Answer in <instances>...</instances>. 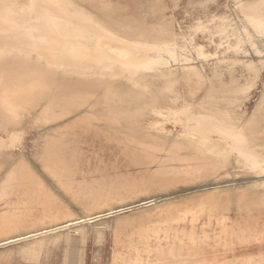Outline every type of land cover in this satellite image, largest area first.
<instances>
[{
    "label": "rangeland",
    "instance_id": "1",
    "mask_svg": "<svg viewBox=\"0 0 264 264\" xmlns=\"http://www.w3.org/2000/svg\"><path fill=\"white\" fill-rule=\"evenodd\" d=\"M75 1L122 35L193 45L207 55L204 70L197 62L182 67L197 102L243 110L248 137H264V0ZM28 71L6 61L0 70L2 82L8 78L20 93L15 101L32 107L0 127L6 141L12 130L21 132L16 145L0 150V264H264V184H253L259 176L239 168L247 163L233 161L218 141L203 153L197 140L161 134L166 124L176 131L187 106L156 96L105 103L112 78ZM115 102L132 112L139 103L147 112L160 103L164 119L116 120L105 110ZM56 227L63 230L15 240Z\"/></svg>",
    "mask_w": 264,
    "mask_h": 264
},
{
    "label": "bare ground",
    "instance_id": "2",
    "mask_svg": "<svg viewBox=\"0 0 264 264\" xmlns=\"http://www.w3.org/2000/svg\"><path fill=\"white\" fill-rule=\"evenodd\" d=\"M84 1L88 2L86 0ZM96 5H98L99 8L100 5ZM94 9H97V7ZM106 13L107 12L104 14ZM107 14L111 15L109 12ZM121 15L123 14L121 13ZM115 18L111 19L113 20ZM109 19L110 18H108V20ZM129 20L131 22V19ZM123 22H125V20ZM119 23L121 24L122 22ZM139 23L136 24L138 25ZM136 24L132 25L133 28L131 27V24L127 25L134 30ZM123 26H125L124 23ZM137 29H140V27ZM143 29H145V27H143ZM143 29L141 27V30L145 31ZM116 30L111 28L95 11L79 4L75 0H22L21 2H15L13 4L0 5V70H2V63L6 61L27 69V72H29L28 70H37L36 72L39 70L42 72L43 70L50 69L53 71L56 70V72L60 71L77 75H101L110 79L112 78L113 81L108 84V90L106 89L107 99L105 98V103L110 102V99L113 98L112 96H117L119 98L118 100L125 101L123 103H127L134 99L136 101H145L152 96H156L160 100H169L171 104H179L181 106L185 105L188 110L179 114L178 117L180 120L178 123L173 124L170 119L167 120V123L172 122L176 131H174V129H168L166 124V128H164L165 132L161 131V134L168 133L175 139H188L191 141L197 140L199 147L203 149V153H205V149L214 150L215 143L213 142L218 141L217 143L219 144L220 142L222 144L221 147H224V151L233 156V161H244L247 163L245 166L242 164L237 165L239 168L259 176L254 183L252 182L253 184H256L255 186L264 184V163H254L255 160H264V140L262 139L264 137L261 136L256 139L248 137L246 134L247 132L245 131L246 125L244 124V118L246 117L245 114L248 115V113H245L243 110L237 108L235 110L230 108L225 109V106L216 103H214L216 106L210 105V108L207 109L201 105V99L200 102H197L199 96H194L192 88L189 84L185 83L187 73L182 70V67L197 62L198 65L200 64L199 68L204 70L201 66V60L202 57L206 59L207 55L203 56V54L200 53V50L198 51L193 45L191 48H182L181 46L168 41L137 39L133 38L134 36L132 38L127 37L120 33L122 30L120 32ZM139 34L143 35L142 32ZM144 36L146 37V35H143V38ZM152 36L150 38H152ZM184 54H187V57ZM9 67L10 66L7 68ZM49 72L50 71L47 73ZM31 73L35 72L30 71V74ZM47 73H45V75H48ZM56 75L58 74L56 73ZM65 77L67 78L66 75ZM84 77L86 78V76ZM1 78L2 77H0V127L7 130L10 123L21 119V117L32 109V107L26 105L27 103L22 104L16 102V96L20 93L15 95V92L8 83L9 81L7 82L8 78L4 80L5 82H2ZM168 81H170V84H166ZM104 85L106 84L104 83ZM205 94L206 92H203L201 95ZM29 96L30 95L28 93L27 97ZM201 97L205 100L204 96ZM117 102H115V104H107L105 106V110L109 111L112 114V117L116 120L119 119L120 116L128 117L132 115L134 117H137V115L142 117L156 116L159 120L164 119L157 116L158 112L162 113L159 110L161 107L160 103H150L152 111L148 112L141 110L146 106V103H139L143 104L138 105L141 109L137 107L134 109V112H132L131 110H127L125 105L117 106ZM215 107H217V109ZM109 117H111V115H109ZM109 117L107 116L105 119H109ZM182 118L184 119L182 120ZM111 129L114 130V127ZM20 137L21 132L12 130L10 132L9 141L0 139V150L4 151L5 148L13 147L16 145V142L20 140ZM196 137L201 140L196 139ZM54 150L56 151V148ZM69 153H72V151L67 154ZM66 158L68 159V157ZM78 158H80V156ZM78 161L80 162V159ZM223 161L225 160L223 159ZM65 162L69 163L67 161ZM63 163L64 162L61 161V164ZM69 164H71V162ZM0 165L2 167L3 162L0 161ZM49 165H51V163ZM67 165L68 164H66V167ZM213 165H215V163H213ZM17 167L19 168V166ZM17 167L15 166V168ZM9 176L12 177V175ZM7 179H9V177ZM18 184L20 183L18 182ZM16 188H19V186ZM21 193H23V190ZM11 195L12 194H10V196ZM252 195H254V192ZM257 196H259V193ZM20 198L21 196L19 197V200ZM71 224L72 223H67L63 225V228H68ZM61 230L63 229H60V227L48 228L19 236L15 240L22 242Z\"/></svg>",
    "mask_w": 264,
    "mask_h": 264
}]
</instances>
